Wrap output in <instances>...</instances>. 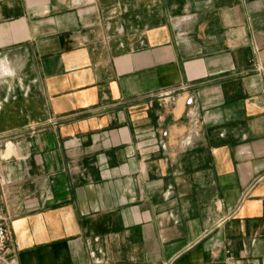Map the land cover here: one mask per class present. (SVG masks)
Instances as JSON below:
<instances>
[{"label":"crops","instance_id":"1","mask_svg":"<svg viewBox=\"0 0 264 264\" xmlns=\"http://www.w3.org/2000/svg\"><path fill=\"white\" fill-rule=\"evenodd\" d=\"M0 264H264V0H0Z\"/></svg>","mask_w":264,"mask_h":264},{"label":"built area","instance_id":"2","mask_svg":"<svg viewBox=\"0 0 264 264\" xmlns=\"http://www.w3.org/2000/svg\"><path fill=\"white\" fill-rule=\"evenodd\" d=\"M9 218L3 217L0 212V263L7 262L6 261V252L8 250V245L10 242V233L8 227Z\"/></svg>","mask_w":264,"mask_h":264}]
</instances>
